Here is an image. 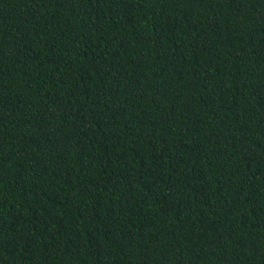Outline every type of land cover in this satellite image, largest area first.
Masks as SVG:
<instances>
[{
	"label": "trees",
	"instance_id": "16d2710c",
	"mask_svg": "<svg viewBox=\"0 0 264 264\" xmlns=\"http://www.w3.org/2000/svg\"><path fill=\"white\" fill-rule=\"evenodd\" d=\"M0 264H264V0H0Z\"/></svg>",
	"mask_w": 264,
	"mask_h": 264
}]
</instances>
